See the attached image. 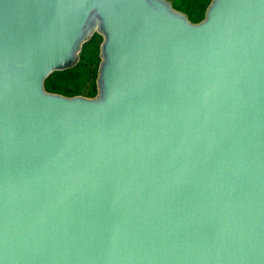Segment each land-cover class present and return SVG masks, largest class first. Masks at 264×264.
<instances>
[{"label": "water", "instance_id": "95a60500", "mask_svg": "<svg viewBox=\"0 0 264 264\" xmlns=\"http://www.w3.org/2000/svg\"><path fill=\"white\" fill-rule=\"evenodd\" d=\"M0 264H264V0H0Z\"/></svg>", "mask_w": 264, "mask_h": 264}, {"label": "trees", "instance_id": "16d2710c", "mask_svg": "<svg viewBox=\"0 0 264 264\" xmlns=\"http://www.w3.org/2000/svg\"><path fill=\"white\" fill-rule=\"evenodd\" d=\"M213 0H173L176 9L183 11L194 23L205 19ZM102 39L95 34L85 43L80 61L72 68L56 71L46 80L47 91L68 97L81 96L86 90L88 97L98 94V68L100 65V45Z\"/></svg>", "mask_w": 264, "mask_h": 264}, {"label": "rangeland", "instance_id": "374dc122", "mask_svg": "<svg viewBox=\"0 0 264 264\" xmlns=\"http://www.w3.org/2000/svg\"><path fill=\"white\" fill-rule=\"evenodd\" d=\"M167 1H169L170 3H172V5H173V0H167ZM174 6V5H173ZM175 8V7H174ZM178 10V9H177ZM180 11V10H179ZM181 12H183V11H181ZM184 13V12H183ZM184 14H186V13H184ZM187 15V14H186ZM188 16V15H187ZM95 34H98V35H100V37H101V39H102V42H101V45H100V54H99V56H100V64H101V61H102V57H101V47H102V44H103V41H104V37L101 35V34H99L98 33V31H96L94 34H93V36L95 35ZM93 36L90 38V40L93 38ZM89 40V41H90ZM85 45V44H84ZM82 51H83V48H82V50H81V52H80V55H79V61H80V56H81V53H82ZM99 67H100V65H99ZM98 70H99V68H98ZM98 77H99V71H98ZM97 85H98V80H97ZM87 90L81 95V96H84V97H88V95H87ZM96 96H98V94H96ZM95 96V97H96ZM88 98H94V97H88Z\"/></svg>", "mask_w": 264, "mask_h": 264}]
</instances>
